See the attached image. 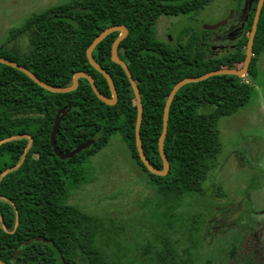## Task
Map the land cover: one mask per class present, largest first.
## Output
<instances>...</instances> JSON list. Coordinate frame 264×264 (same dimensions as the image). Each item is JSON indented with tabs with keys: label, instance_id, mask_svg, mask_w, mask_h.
Returning <instances> with one entry per match:
<instances>
[{
	"label": "trees",
	"instance_id": "trees-1",
	"mask_svg": "<svg viewBox=\"0 0 264 264\" xmlns=\"http://www.w3.org/2000/svg\"><path fill=\"white\" fill-rule=\"evenodd\" d=\"M212 0H69L32 14L12 35L28 36L26 55L0 47V57L33 72L43 82L65 87L76 71L90 74L98 90L110 96L108 84L86 58V49L105 28L124 25L127 36L118 45L122 59L140 92L143 106L140 139L144 154L162 168L158 138L163 109L175 83L222 67L238 69L245 58L255 4L234 48L221 56L205 55L210 31L183 32L185 39L164 44L156 38L155 25L162 15H187ZM26 32V33H25ZM16 33V34H15ZM118 32L109 34L93 50L94 60L106 70L118 92L114 105L97 98L89 82L79 79L67 93L49 92L23 72L0 63V260L6 264H132L119 237L124 225L100 218L67 203L70 188L86 182L85 164L110 136L120 132L132 159L147 176L155 201L149 210L132 217L133 231L150 233L142 245V259L153 264H251L232 249L226 258L198 261L186 251L179 254L168 233L174 211L184 198L205 195L204 182L217 166L221 143L218 120L245 106L253 85L234 75L211 76L183 85L174 95L168 113L164 152L169 171L158 176L147 171L135 142L137 106L128 78L111 60V45ZM264 52V2L252 47L247 76L257 77L259 56ZM70 107L60 122L56 143L68 152L95 139L88 148L67 160L55 157L49 131L57 112ZM37 153V157H32ZM158 209V212L154 211ZM145 211L148 212L145 214ZM149 214V215H148ZM144 229V230H145ZM146 231V230H145ZM142 233L144 231L142 230ZM34 236L50 240L24 242ZM21 252L14 258L18 247ZM264 264V248L263 260Z\"/></svg>",
	"mask_w": 264,
	"mask_h": 264
},
{
	"label": "rangeland",
	"instance_id": "rangeland-1",
	"mask_svg": "<svg viewBox=\"0 0 264 264\" xmlns=\"http://www.w3.org/2000/svg\"><path fill=\"white\" fill-rule=\"evenodd\" d=\"M67 1L0 0V47L6 43L11 28L20 26L31 13ZM233 1L212 0L195 17L203 25L215 24L229 13ZM183 20L192 23L186 18ZM161 21L167 23L164 18ZM176 32L170 33L174 37ZM156 35L160 38L165 34L157 31ZM5 45L21 53L29 51L25 36L16 38L13 45ZM257 69L254 80L247 75L242 77L245 83L253 85L249 102L234 114L218 120L221 148L217 166L203 184L206 194L184 198L173 213L174 220L168 233L177 252L186 251L198 261L210 259L218 263L219 258H226L235 248L236 253L244 254L251 245V241L246 240V233L264 239V52L259 56ZM85 167L86 182L75 189L70 188L67 203L124 225L122 231L119 230V237L125 244L127 259L132 264H153L142 259L141 254L150 233L145 228L146 231L142 228L144 233L133 231L132 217L142 214L144 208L149 210L148 200H156L154 189L148 185L141 167L131 158L122 134H112ZM216 224L219 227L213 228Z\"/></svg>",
	"mask_w": 264,
	"mask_h": 264
},
{
	"label": "water",
	"instance_id": "water-1",
	"mask_svg": "<svg viewBox=\"0 0 264 264\" xmlns=\"http://www.w3.org/2000/svg\"><path fill=\"white\" fill-rule=\"evenodd\" d=\"M263 1L264 0H258V2H257L254 18L252 21V26H251L250 32L248 34V39L246 42L244 62L240 68L235 69V68L222 67L221 69L212 70V71L206 72L203 75H200L197 77H185V78L179 80L177 83H175L173 85V87L171 88V90H170V92L166 98V101H165V105H164V109H163L162 131H161L159 138H158V152H159L160 158L162 160V168L161 169H157L153 165H151V163L148 161V159L146 158V156L144 154L142 144H141V139H140V127H141L142 114H143V106H142V102H141L140 92H139L137 84H136L135 80L133 79L126 63L122 59H120L118 56V45L128 34V29L126 26H124V25H112V26L105 28L92 40V42L90 43V45L86 49V58H87L89 64L94 69H96L99 73H101L103 75V77L105 78V80L108 84L109 90H110V96L103 95L98 90L97 86L95 85L93 77L84 71L74 72V74L72 76L71 84L68 86H65V87H60V86L50 85V84L43 82L29 69H27L26 67H24L22 65H19L18 63L14 62V61L8 60L4 57H0V63L8 65L10 67H13V68L23 72L31 80H33L36 84H38L40 87H42L43 89H45L49 92H52V93H67V92L74 91L78 87L79 79L85 78L89 82L94 94L97 96V98L99 100H101L102 102H104L107 105H114L118 100V95H117V92L115 89L114 82H113L110 74L106 70H104L94 60V58L92 56V52H93L94 48L102 40H104L109 34L117 31L118 35L114 39V41L111 45V50H110L111 60L114 63L121 66V68L123 69V71L125 72V74L128 78V81L131 85V88H132V91L134 94L135 103L137 106V115H136V123H135V142H136V148L138 151V155H139L141 162L143 163V165L147 169V171H149L152 174L158 175V176H165L169 171V162H168V159H167L165 152H164V139H165V135L167 132L169 108H170V105H171V102L173 100L174 95L183 85H185L187 83H191V82H199V81L205 80L211 76L234 75V76H238V77H244L245 75H247V70H248L252 55H253L252 47H253L254 37H255L256 30H257V24H258V20H259ZM231 16H232V11H230L229 15L226 18L220 20L219 22H217L215 24L203 25V29H205V30H216L219 27L224 26L226 23H228V21L231 19ZM69 111H70V107H64L57 112V114L54 117L53 125H52L51 131H50V144H51L52 150H53L54 154L57 157H59V159H61V160H67V159L73 157L75 154H78L82 150L90 147L95 142V139L93 138L91 140H88L84 143L79 144L77 147H75L74 149H72L68 152H62L58 149L57 144H56L57 130L59 128L61 120ZM20 137H27L29 139V143L27 144V147H26L25 152H24V153H26V151H27V149L31 143V136L16 135V136H13L11 138H7V139L0 141V144L2 142L8 141V140H11L14 138H20ZM34 240L50 243V240H48L45 237L34 236V237L27 239L24 242V245H28ZM21 249H22L21 246H19L18 249L16 250L15 254H14V258H16L19 255V253L21 252ZM0 264H6V263L4 261L0 260Z\"/></svg>",
	"mask_w": 264,
	"mask_h": 264
},
{
	"label": "flooded vegetation",
	"instance_id": "flooded-vegetation-1",
	"mask_svg": "<svg viewBox=\"0 0 264 264\" xmlns=\"http://www.w3.org/2000/svg\"><path fill=\"white\" fill-rule=\"evenodd\" d=\"M257 2H258V0H257ZM256 5H257V3L255 4V10H256ZM252 6H253V0H234L233 1V7L230 10V11H232V16H231V19L228 21V23H226L224 26L219 27L216 30H207L210 32L211 31L217 32L215 34H213L211 32L208 36V41L205 42V44H204V51H205V55L207 57H209V56H221V55L227 53L228 51H230L234 48L235 42L238 40V38L242 34V30H243L244 25L247 21L246 19H248L249 15H250ZM205 8L206 7H204L200 11H197L193 14L162 15V16H160L157 20L156 25H155V34L157 33V31H159L165 35H164V37H160V38L157 37V35H156V38L164 44H167V43L174 44L178 40L182 41L185 39V33H183V32H186V33L198 32L200 29H203V24H201V20H199L195 16H197L199 13L203 12V10ZM230 11H229V13H230ZM229 13H227L224 18H226L229 15ZM32 14H34V13H31L30 16ZM29 17H27V18H29ZM161 18H164L167 21V23L165 21H161V23H160ZM184 18H186V21H187V19L189 21H192V23H188V22H187L188 24L185 23V20H183ZM224 18H222V19H224ZM253 18H254V15H253ZM217 22H219V21H217ZM22 24L18 27L11 28L9 35H8V38L6 40V43L8 45L15 44L16 38H18L19 36H25L28 39V36L22 32H19L18 34L15 33L16 35H14V34L12 35V31L20 28L22 26ZM158 26H159V28H158ZM163 26H165L164 30L162 29ZM201 26H202V28H201ZM203 30H205V29H203ZM175 31H177V32H176L175 36L173 37L170 32H175ZM211 34L213 36H211ZM6 43H4V45H2V46L7 48L8 50H12L14 52H17V53L23 54V55H26L27 53H29V51L31 49V44L29 43V39H28V46H29L28 50L29 51L28 52L25 51L24 53H21L16 49H9V47H7L5 45ZM52 125H53V123H52ZM52 125L50 127V131H51ZM50 131H49V141H50ZM57 133H58V130H57ZM28 136H30V135H28ZM56 136H57V134H56ZM28 143H29V140H28ZM31 145H32V140H31V143L29 146H31ZM57 147L59 149L58 144H57ZM50 148H51L52 154L55 157H57L52 150L51 144H50ZM37 156H38L37 153H32V157H37ZM57 158H59V157H57ZM219 223H220V221H219ZM217 227H219V225L216 224L213 228H217ZM246 240L251 241V245H249L247 247L245 253L242 254V256L246 258V261L251 262V264H262L264 239L260 240L257 235H248L246 233ZM239 257L241 258V255H239L238 258ZM239 262H240V260L237 259L235 264H240Z\"/></svg>",
	"mask_w": 264,
	"mask_h": 264
}]
</instances>
